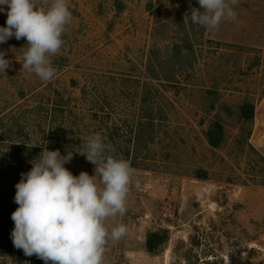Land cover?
<instances>
[{"label":"rangeland","instance_id":"1","mask_svg":"<svg viewBox=\"0 0 264 264\" xmlns=\"http://www.w3.org/2000/svg\"><path fill=\"white\" fill-rule=\"evenodd\" d=\"M68 4L72 21L50 82L22 68L26 38L0 44L12 62L0 72V157L26 134L40 142L52 127V105L61 104L72 113L65 118L75 137L65 167L75 176L94 175L95 165L76 152L82 136L101 126L92 115L103 123L110 112L111 122L136 128L137 93L147 84L166 89L168 100L158 96L165 121L151 145L155 158L132 168L126 214L106 221L109 231L124 224L127 233L107 243L104 264H264V0H239L237 19L217 29L191 22L198 0ZM6 19L0 12V27ZM246 104L254 107L251 120L241 114ZM215 120L226 138L217 149L206 138ZM202 171L205 180L197 178ZM4 189L0 177V199ZM8 233L0 225V264L33 263ZM150 233L167 236L156 253L147 249Z\"/></svg>","mask_w":264,"mask_h":264},{"label":"clouds","instance_id":"2","mask_svg":"<svg viewBox=\"0 0 264 264\" xmlns=\"http://www.w3.org/2000/svg\"><path fill=\"white\" fill-rule=\"evenodd\" d=\"M239 0H198L199 9L191 8L192 23L217 29L224 21L237 19L234 6ZM5 6H7L5 8ZM202 9V11H201ZM7 12L6 27H0V44L15 37L26 38L22 68L34 73L42 82L56 74L53 57L65 44L63 36L72 21L68 0H0V12ZM25 48V47H24ZM0 50V72L12 62ZM29 148L45 143L33 140ZM76 151L95 165L94 175L81 171L72 174L65 164L73 152L43 147L32 168L21 174L15 185L11 214L13 245L25 256L35 255L45 264H104L106 245L127 233L120 224L106 225L109 217L126 214V200L134 170L129 161L115 156V149L100 134L89 135ZM139 189V182L135 183Z\"/></svg>","mask_w":264,"mask_h":264},{"label":"trees","instance_id":"3","mask_svg":"<svg viewBox=\"0 0 264 264\" xmlns=\"http://www.w3.org/2000/svg\"><path fill=\"white\" fill-rule=\"evenodd\" d=\"M135 89H137L136 92H138L140 88L137 87ZM166 92V89L147 84L144 91L137 93V96L139 94V96H141L142 98L139 100L140 108L137 112L140 114V120L138 121L136 128L130 126V122L128 120L124 121L121 125H119L115 121L111 122L110 112H107L105 114L103 113V116L108 119V122L102 121L103 123H101L99 120H101L102 118L100 117L99 113L96 112L92 115L93 121H97L101 126L91 133L100 134L105 139V142L110 143L115 149L116 157H122L123 159L129 161L132 168H141L142 165L147 163L145 161H150L155 158L154 153V157L150 156V153H152L151 145H154L159 139L162 132L160 131V129L162 127L163 121H165V119L163 118L164 107L161 106V103L158 100V96L164 99V101L168 100V98H166L165 96ZM152 97L155 98L152 100V102H149L148 98ZM108 104L109 102L107 103V105ZM47 107L48 106L43 103L39 105V109L46 110ZM63 108L64 107L61 104H57L56 106L52 105L50 109V112L53 116L52 127L50 126L51 128L49 129V131L44 129L43 133H41L40 139V143H45V145L34 148L27 147L26 144L31 143L32 139L29 137V135L26 134L25 137L20 138V140H26L17 143L18 145H13L10 151L1 152L2 156L0 157V164L2 165H0V177L3 181H5L4 190H6V188L7 190L5 198L0 199V225L8 230V238L11 243H13L11 239V232L14 228V221L11 219V214L18 207V205L14 202L16 194L15 185L20 182L21 174L27 173L31 170V161L39 157L44 146H46L48 150L58 149L61 155H67V151L65 150L70 148V142H73L75 140V137L73 136L74 134H71L73 126V124L70 122L71 117L65 118V116H67L68 114L72 116V113L64 112ZM47 111H49V108L47 109ZM58 113L62 115L59 121L57 118ZM241 114L245 120L253 119L254 107L252 105L250 106L246 104L244 107H242ZM53 124L55 125V127ZM93 127L95 128V125ZM75 128L76 127H74V129ZM76 130L77 135H82L79 133V129ZM67 132H69V134ZM89 135L82 137H85L86 139ZM82 137H79V139L77 140V143L79 145L80 143L78 141H81L82 139L80 138ZM206 138L208 144L213 149L220 148L224 144L226 140L225 131L224 126L220 121L215 120L210 125L208 131L206 132ZM69 150H73V148ZM81 150L83 149L80 145L77 148V151ZM3 167H5V169H3ZM202 172L197 175V178L204 180L207 179L206 173L203 172V175H201ZM4 176L7 177L4 178ZM165 242H167V236L164 235V233H150L147 238V249L150 253H156L159 248L165 244ZM1 251L2 244L0 243V252ZM29 261L33 262L31 264H45L43 260L37 258L35 255L31 256Z\"/></svg>","mask_w":264,"mask_h":264}]
</instances>
